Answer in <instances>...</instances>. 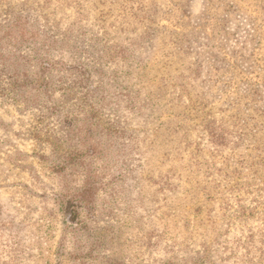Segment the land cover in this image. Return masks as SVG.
Wrapping results in <instances>:
<instances>
[{"label": "rangeland", "instance_id": "374dc122", "mask_svg": "<svg viewBox=\"0 0 264 264\" xmlns=\"http://www.w3.org/2000/svg\"><path fill=\"white\" fill-rule=\"evenodd\" d=\"M0 52V264H264V0H0Z\"/></svg>", "mask_w": 264, "mask_h": 264}, {"label": "trees", "instance_id": "16d2710c", "mask_svg": "<svg viewBox=\"0 0 264 264\" xmlns=\"http://www.w3.org/2000/svg\"><path fill=\"white\" fill-rule=\"evenodd\" d=\"M0 56H2V54H1V52H0ZM45 65V64H44ZM44 69H46V70H48L47 69V67H44ZM15 74H17V71H15L14 72ZM19 83V84H18ZM11 86H12V88L14 87V88H16L18 91H20V89H21V86H23L22 84H21V80H20V78H18V75H14V76H12V82H11ZM83 135H85V134H83ZM215 137H216V139H217V141L220 143V135L219 134H216V132H215ZM219 139V140H218ZM92 147H93V149H91L92 151V153H96V148H95V146L94 145H92ZM66 153L67 152H62V154H60L59 155V157H66ZM80 156H77V157H75V158H65V162H67V164L68 163H70V162H76V160H80V158H79ZM65 165V164H64ZM66 167V165L65 166H62V169H64ZM59 168H61L60 166H59ZM63 179H64V181H63V185H64V189H66V193L65 194H67L68 192H69V190L71 189L70 188V184H69V181H68V179H67V176H63ZM64 194V195H65ZM79 195L81 196V200L82 201H91L90 200V196H91V192L89 191V190H83L82 192H80L79 193ZM72 208H70L69 210H68V208H67V210L68 211H70ZM75 215L77 214L76 212H73ZM71 217H72V215H71ZM71 220H73L72 218H71Z\"/></svg>", "mask_w": 264, "mask_h": 264}]
</instances>
